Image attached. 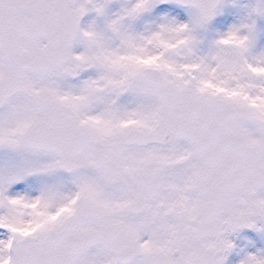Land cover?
<instances>
[{
    "label": "snow or ice",
    "instance_id": "1",
    "mask_svg": "<svg viewBox=\"0 0 264 264\" xmlns=\"http://www.w3.org/2000/svg\"><path fill=\"white\" fill-rule=\"evenodd\" d=\"M112 3L0 0V264H223L264 220V0Z\"/></svg>",
    "mask_w": 264,
    "mask_h": 264
},
{
    "label": "rangeland",
    "instance_id": "2",
    "mask_svg": "<svg viewBox=\"0 0 264 264\" xmlns=\"http://www.w3.org/2000/svg\"><path fill=\"white\" fill-rule=\"evenodd\" d=\"M247 0H224V4L220 14L215 18L217 21L232 22L243 14L244 6ZM167 7H175L174 5H166ZM119 7V0H113L109 6V13L114 12ZM179 11V9H177ZM181 17L183 13L181 12ZM96 19L100 23V18L95 17L94 12H89L84 25ZM257 42L264 44V17L257 18ZM227 239L232 242V248L227 251L231 262L229 264H240V261L249 253L258 251L264 252V220H256V227L253 230L238 231L236 233L227 234Z\"/></svg>",
    "mask_w": 264,
    "mask_h": 264
},
{
    "label": "flooded vegetation",
    "instance_id": "3",
    "mask_svg": "<svg viewBox=\"0 0 264 264\" xmlns=\"http://www.w3.org/2000/svg\"><path fill=\"white\" fill-rule=\"evenodd\" d=\"M230 260H231V258H229V255L226 253L223 264H229L231 262Z\"/></svg>",
    "mask_w": 264,
    "mask_h": 264
},
{
    "label": "water",
    "instance_id": "4",
    "mask_svg": "<svg viewBox=\"0 0 264 264\" xmlns=\"http://www.w3.org/2000/svg\"><path fill=\"white\" fill-rule=\"evenodd\" d=\"M85 17V16H84ZM84 17L82 18V21L84 20ZM243 228H247V229H251L252 227H248V226H241L238 229H243ZM237 230V229H236ZM235 231V230H234ZM232 231V232H234Z\"/></svg>",
    "mask_w": 264,
    "mask_h": 264
}]
</instances>
